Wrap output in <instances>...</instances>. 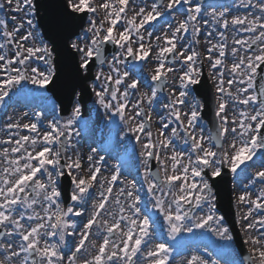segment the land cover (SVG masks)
<instances>
[{
  "label": "snow or ice",
  "instance_id": "1",
  "mask_svg": "<svg viewBox=\"0 0 264 264\" xmlns=\"http://www.w3.org/2000/svg\"><path fill=\"white\" fill-rule=\"evenodd\" d=\"M6 5L24 16L11 30L8 20L0 18V108L12 96L39 98L42 107L16 120L9 116L11 122L0 129L7 134L0 138V264H221L225 256L230 258L223 264H264V0L62 4L69 20L81 22V34L70 41L69 52L77 78L92 79L94 60L106 63V44L119 50L108 62L109 71L96 73L91 92L109 126L123 125L120 139L131 136L140 145L145 169L140 186L135 178H122L120 164L110 176H102L105 157L96 158L95 147L86 156L87 176L80 174L85 170L76 139L81 132L74 127L81 120L79 97L66 119L55 106L50 115L44 113L47 98L42 90L53 84L57 68L53 49L36 31L41 6L36 0H0V15ZM174 12L185 18L174 24L175 17L169 18ZM203 16L209 18L203 21L205 28H211L205 35V58L217 93L214 130L207 137L203 129L196 131L202 105L186 100L203 75L200 53L192 47L200 44L198 18ZM161 18L170 33L154 36ZM214 34L215 42L208 39ZM154 49L158 63L150 75L152 84L145 79L149 94L139 91L140 81L129 80L130 72L119 65L140 73L141 62ZM229 56L230 67L225 63ZM170 74L173 83L178 79V94L172 91L167 97V118L161 116L154 137L151 109ZM183 105L189 111H183ZM23 117L30 122L21 123ZM173 123L176 127L169 128ZM256 157L260 170L250 175L248 170L257 167ZM153 160L158 164L155 172ZM229 174L241 185L233 206L236 223L248 237L244 244L251 245L248 255L232 247L234 236L218 198L219 186ZM61 178H70L69 205L61 199L67 194ZM85 213L79 225L71 219Z\"/></svg>",
  "mask_w": 264,
  "mask_h": 264
},
{
  "label": "rangeland",
  "instance_id": "2",
  "mask_svg": "<svg viewBox=\"0 0 264 264\" xmlns=\"http://www.w3.org/2000/svg\"><path fill=\"white\" fill-rule=\"evenodd\" d=\"M97 2H99V0H97ZM132 2H133V0H130V6H131ZM137 2H138V0H137ZM151 2H152V0H148L149 4ZM204 2H205V4H207L210 1L206 2L204 0ZM211 2H213V1H211ZM165 3H167V0H165ZM209 11H211V9H209ZM244 11H246V10H241L242 13ZM12 16H17L18 19L16 21H13L11 19ZM23 16H24L23 13L10 12L8 10V6L6 5L5 10L3 11V15H0V18H5L8 20L9 30H11L15 26L16 23L22 22ZM172 17H175V19L173 20L174 24H175L176 20H183L185 18L183 16L176 14L175 12L169 18L171 19ZM230 17H231V14H229V18ZM208 19L209 18L207 16H203L202 18H198V20L200 22L201 29H202L200 37H199L200 44L199 45L193 44L192 47H194L196 49V51H198L200 53V60L203 61V66H202L203 75H202V77L203 76L206 77V79L209 83V86L212 88V90H214V93H215L214 100H215V104L217 107V101H216L217 93H216V89H215L216 82L209 75V73H210L209 61L205 58L207 55L206 49H207V47H209V45L205 43V35H206V31H210L211 28L208 27L206 29L203 21L208 20ZM160 21L161 22L158 24L160 31L154 33V36L155 35H162V33L166 32V31L170 33V29H168L167 23L164 21V19L161 18ZM35 22L37 23V20ZM119 27H120V24L117 25V28H119ZM26 30H27V25L25 26L24 31H26ZM36 31L39 33L40 39L43 41V43L47 44L48 47L51 48L50 45L44 41L42 34H41V31L38 27H37ZM227 35L229 36L228 43H229V48H230L232 46L231 45V39H232L231 31H229L227 33ZM241 35H244V34H241ZM190 39H191L190 36L186 37V40L184 43L187 45V42ZM208 39H212L213 42H215V40H216L215 34L213 35V37H209ZM39 42H40L39 40L36 41V43H39ZM27 43H31V42H27ZM153 43H157L155 41L154 37H153ZM159 43H161V45H163L162 40ZM155 51H156V49L153 50V53L150 54L147 61L141 62L142 68H141L140 73H137V71L134 69L128 68L126 65H119L121 71L127 70L130 72L129 80H131L132 78L135 77L140 81V84L138 86L139 91L149 92V94H150L151 90L145 84V79H147V82L149 85L152 84L151 79H150V75L152 73V70L155 68V66L158 63L156 60L153 59V56L155 55ZM11 54L12 53L10 52V55ZM213 55H216V53H213ZM129 59H131V58H129ZM231 59L232 58L230 56L226 57V59H225V63L228 64L229 67L231 66ZM111 60H112V57L110 59H108L107 62L101 68H98L96 70L95 75L97 72H99L101 70L104 71L105 73H107L109 71L107 65H108V62H111ZM34 64L39 65L40 67H43V65L40 64V62H34ZM197 66L199 67L200 65H197ZM0 75H2V74H0ZM228 78H229L228 74H227V72H225V80H227ZM178 83H179L178 79L175 81V83H173V80L171 79V74H170V78H169V81H168V84L166 87L165 96L157 94L158 99L154 103V105L152 106V109H151V111H152V131H153L154 137L157 134L158 128L160 126L161 116L167 118L168 110L164 108V104L167 103V97L169 96V94L172 91H176L178 94ZM27 87L31 88L33 86L28 85ZM42 91H44L45 93L47 92L46 89H44ZM46 98H47V104L43 106L45 115H50V113L53 111V106H55L59 112V108H58L57 104L52 99V97L49 93H46ZM186 100H187V104H191L193 102L198 103L196 101L195 94L193 93V91L191 92V95L186 98ZM203 100H207V102L204 103L206 106L210 105V99L207 98V99H203ZM94 101H95V96L93 93V101L90 105H88V113L86 114V117L81 114V120L77 123V125L74 126L75 128H78L81 132L80 137L76 138V139L79 140V144L77 145V148L79 149L82 157L84 158L83 163H84L85 170L82 171L80 174L83 176H87L86 156L88 155L90 149L92 147H95V148H97L96 158H99L100 155H103L105 157V166L106 167L104 169H102V173H101L102 176H110L111 171L113 170L114 166L117 164H120V165H122V178H124L126 180H131V179L135 178L137 185L140 186L141 184H143V172L145 170L144 164H143V158H141L139 156V153L141 150L140 145L136 144L134 139L131 136H128V138L125 137L123 140H121L120 136L123 135V131H122L123 125H119V127H117L116 125H112L110 127L109 126L110 122H109L108 118L105 116L103 110L100 109L98 105H95ZM198 104L202 105V110L200 111V117H201L204 106H203L202 101H200ZM41 107L42 106H41L39 98L12 96L11 99L6 100L5 106L3 108H0V129H2L5 124L11 122L8 120L9 116H12L13 120H16V119H19L22 117L21 116L22 113L28 112L31 114L34 111L41 110ZM237 107H242V106H237ZM181 108L183 111H189V108L187 107V105H183V106H181ZM229 115L231 116V108L229 109ZM59 116H60V114H59ZM68 117H65V119ZM20 122L21 123H27L30 121H29L28 117H23ZM47 122L48 121H43L42 123L46 124ZM171 127H176V124L175 123L171 124L169 126V128H171ZM201 129L202 128H199V132L201 131ZM165 131L167 133L168 130H165ZM196 131L198 132V129H196ZM203 132H205V131L203 130ZM204 135L206 136V133ZM0 138H7L6 132L0 131ZM109 140L111 141V143ZM73 142L75 143V139ZM174 143L177 145H180L181 148L186 147V146H183L180 141H174ZM0 147H3V146H0ZM130 149H132V150H130ZM68 154H70V155L73 154V150H70ZM169 154H170V152H169ZM153 161H154V164H156V167L158 168L157 162L155 160H153ZM62 179L63 178H61V181H62ZM145 191H146V188H145ZM89 207H90V205H89ZM149 208H150V211H154V209L151 208V205H149ZM86 218H87V213H85L84 217H71V219L75 220L78 225H79L81 220H84ZM159 219H160V222L163 223V218L159 217ZM254 234L256 235V233H253V235ZM245 235H246V233H245ZM165 239H167L166 234H165ZM169 243H172V242L169 241ZM250 248H251V245L247 244V249L249 250ZM229 258L230 257H228V259ZM179 259L180 258L177 257V260H179Z\"/></svg>",
  "mask_w": 264,
  "mask_h": 264
},
{
  "label": "water",
  "instance_id": "3",
  "mask_svg": "<svg viewBox=\"0 0 264 264\" xmlns=\"http://www.w3.org/2000/svg\"><path fill=\"white\" fill-rule=\"evenodd\" d=\"M36 2L41 6L37 17L38 24L43 31L45 40L53 47L54 63L57 68V76L54 78L53 84L48 87V91L54 95L60 104L61 115L64 117L70 114L76 94L80 91V102L84 104L83 112L86 113V104H89L92 98L87 84L93 80V70L100 63L94 60L90 65V76L92 79L85 82L77 78L73 62L69 57V52L71 51L69 43L79 34L81 22L69 20L63 14L62 4L65 2L64 0H36ZM85 22L86 20L83 22V26ZM111 48L112 45L110 44L108 49L105 50L104 55L106 58L108 55H113L116 50L115 47ZM75 63L78 64L77 57ZM257 87H259L258 80ZM206 102L207 100H205ZM209 110L211 111L210 105L206 106L204 117H207ZM218 194L221 193L219 192Z\"/></svg>",
  "mask_w": 264,
  "mask_h": 264
},
{
  "label": "flooded vegetation",
  "instance_id": "4",
  "mask_svg": "<svg viewBox=\"0 0 264 264\" xmlns=\"http://www.w3.org/2000/svg\"><path fill=\"white\" fill-rule=\"evenodd\" d=\"M254 162L257 164V167H253V168H250V169H249V174H250V175H254V173H255L256 171H259V170H260V168L258 167L259 157H257L256 159L254 158ZM240 179H241V177L237 178V180H240ZM233 183H234V190H233V202H234V200H235V195H236L237 192H239L240 185L237 184L235 181H233ZM258 190H259V185H256V186L254 187V190H253V198H255V193H256V191H258ZM234 210H235V212H236L235 207H234ZM236 216H237V215H236ZM238 228H239V231H240L241 234H242L243 239L246 240L247 237H246V235L244 234V232L242 231L241 226H240L239 224H238ZM246 246H247V245H246Z\"/></svg>",
  "mask_w": 264,
  "mask_h": 264
},
{
  "label": "bare ground",
  "instance_id": "5",
  "mask_svg": "<svg viewBox=\"0 0 264 264\" xmlns=\"http://www.w3.org/2000/svg\"><path fill=\"white\" fill-rule=\"evenodd\" d=\"M34 108H35V107H34ZM22 115H23V113H22ZM22 115H21V116H22Z\"/></svg>",
  "mask_w": 264,
  "mask_h": 264
}]
</instances>
